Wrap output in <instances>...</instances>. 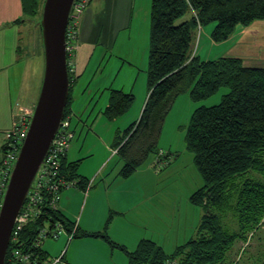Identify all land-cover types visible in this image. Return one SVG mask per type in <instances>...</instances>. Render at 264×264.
Instances as JSON below:
<instances>
[{"label":"trees","instance_id":"obj_1","mask_svg":"<svg viewBox=\"0 0 264 264\" xmlns=\"http://www.w3.org/2000/svg\"><path fill=\"white\" fill-rule=\"evenodd\" d=\"M44 2L24 0L25 12L40 16ZM187 14L190 16L185 18ZM257 19H264V0H152L149 94L139 120L122 133L117 130L113 143L123 162L117 175L128 178L158 156L164 123L180 94L190 88L191 98L200 101L222 87L229 89L218 104L196 108L187 126L186 146L193 152L204 180L191 195L192 203L204 211L199 236L175 254H166L150 240L140 241L129 251L105 231H83L75 236L104 238L126 252L129 264H165L169 258L180 264H231L227 259L236 244L247 243L245 251L256 233L264 231V67L245 65L242 58L234 56L205 60L194 51L200 27L215 22L212 39L223 42L238 25H249ZM69 77L65 116L70 113L75 80L70 73ZM134 101L132 92L112 89L105 117L113 120L122 116ZM166 156L169 160V153ZM79 165L80 160L63 159L62 169L84 189L88 181L79 174ZM46 217L61 221L69 231L74 227L58 211L49 210ZM37 227L31 224L21 234L27 245ZM258 241L264 244L263 237ZM12 248L11 243L6 264H11ZM178 254H182L180 259ZM39 255L47 259L43 249ZM257 260L264 264L263 252Z\"/></svg>","mask_w":264,"mask_h":264},{"label":"crops","instance_id":"obj_2","mask_svg":"<svg viewBox=\"0 0 264 264\" xmlns=\"http://www.w3.org/2000/svg\"><path fill=\"white\" fill-rule=\"evenodd\" d=\"M151 5L152 0H91L83 15L79 48L75 55L76 80L72 84L74 87L71 90L70 106V114L72 119L76 118L77 126L72 128L75 131V139L78 131L83 132L82 127L87 126L92 120L94 124L91 127L94 131L91 135L102 142L107 154L91 166L88 164L89 159L84 160L91 155L90 151L87 152L89 148L83 152L85 142L79 147L78 143L72 142L64 160L66 162L80 160L79 174L88 182L93 181V184L88 192L80 185L63 189L58 207V212L77 227L75 234L80 235L83 231H105L111 240L129 251L136 249L139 238H134L135 230L126 216L133 206L142 202L145 194L146 198L151 197L155 191L159 194V187L156 190V176L159 177L162 172H158V169L171 162L169 159L168 164L156 166L155 156L128 178L117 175L120 168L109 169L113 160L110 152L114 150L113 143L117 130L126 129L139 120L149 94L147 70ZM38 25V15H28L25 12L24 0H0V29L14 28L16 36L11 39L10 45H13L17 57L7 62L6 56L3 65L0 66L1 74L6 73L4 70L7 69L9 81V88L0 87V167L7 144V132L12 127L13 119L15 116L21 117L25 111L34 110L39 97L40 84L34 85L25 96L21 91L15 93L12 85L15 83L11 82L16 68L22 66L24 58L22 53L26 51L23 35L25 28L29 29L30 33L29 48L35 54L39 51ZM231 39L234 40V34L223 42H215L212 39L213 48ZM214 52V49L204 48L203 54L196 53L205 60L224 55L223 50L219 56H217L219 52L215 54ZM27 57L31 60L30 54L25 58ZM24 67L28 68L29 62L28 65L26 62ZM142 80V90H139ZM112 89L132 92L135 101L125 114L108 121L103 116ZM93 114H97L94 119ZM95 124L102 125V128L97 129L94 127ZM89 136L88 133L86 139ZM113 211L117 214L112 216L110 221V214ZM69 235V232L63 233L50 250L42 246L47 253V260L63 255L64 262L55 264H129L126 252L111 245L104 238L74 235L70 239Z\"/></svg>","mask_w":264,"mask_h":264},{"label":"rangeland","instance_id":"obj_3","mask_svg":"<svg viewBox=\"0 0 264 264\" xmlns=\"http://www.w3.org/2000/svg\"><path fill=\"white\" fill-rule=\"evenodd\" d=\"M42 13L43 8L40 16H38L39 51L35 54L29 48L28 38L30 33L29 29L25 28L23 35L26 51L22 53V57H24L21 63L22 66L16 68L15 74L11 78V82L15 83L12 84L14 92L18 93V91H21L22 95L25 96L37 83L38 85H42L44 77L45 49L40 25ZM189 16L190 14H187L185 18ZM215 24V22H211L199 28L194 43L195 52L203 54L204 48H211L215 50L214 54L219 52L217 55L219 56L223 50L225 56L242 58L245 65L264 67V19H257L245 26L238 25L233 33L234 40L231 39L225 44L219 43L218 46L213 48L214 42L211 38V32ZM15 29L17 30L18 28L15 27ZM15 36L16 33L12 27H5L3 30L0 29V66L3 65V59H6V56L7 62L17 58L13 45H10L11 39ZM29 54L31 60L28 59V57L25 58ZM24 59L26 61H24ZM26 62L27 65L29 62L28 68L24 67ZM4 71H6V73L1 74L0 72V87L7 86V88H9L7 69ZM75 76L76 72L72 74L73 79L76 80V78H74ZM142 86L143 80L140 83L139 90H142ZM73 87L74 85L72 89ZM228 91L229 89L227 87H222L210 97L200 101H194L190 96L189 88L186 92L177 97L164 123L158 146L160 150L166 152L165 155L169 153L168 157H170L171 161L170 164L164 165L162 168L158 169V172H162V175L159 177L156 176V190L157 187H159V194L155 191V193L148 198H146L145 194L142 198V202L133 206L128 216H126L135 230L136 237L134 238H139L137 244L142 240H150L157 248H161L166 254H175L176 251L184 246L191 238H197V236H199L198 227L204 211L200 206L192 203L191 195L195 190L203 186L204 180L200 170L195 164L193 152L186 146L185 137L187 126L196 108L203 105L211 106L218 104L222 96ZM96 115L93 114L92 119H94ZM106 120L112 121L108 118H106ZM75 121L76 118L74 117L72 119V126L76 125ZM92 124H94V122L90 120L87 126L82 127L84 128L83 132H81V130L78 131L73 141L74 143H78V147L85 142L83 152L89 148L87 152L90 151L91 155L84 160L89 159L88 164L91 166H93L94 163H98L107 154L102 142L92 137L91 132L94 131L91 127ZM94 127L101 129L102 125L95 124ZM90 128L92 129L89 131L88 129ZM123 130L124 128H122L120 132L122 133ZM86 132L90 134L87 139L86 136L88 133L86 134ZM110 155L113 160L111 161L109 169L118 170L123 163L120 156L115 154L114 151H111ZM115 214H117L115 211L111 212V218L109 217L110 221ZM258 237L264 238L263 230H259L256 233L255 238L251 240V243L245 251L243 250L244 247H246L244 246L245 244L243 242H238L235 251L231 257L227 259V263L261 264L262 261L259 262L257 259L262 252L264 253V244L259 243ZM56 242V239L53 237L47 239L43 244L44 249L50 250ZM176 257L180 259L182 254H178Z\"/></svg>","mask_w":264,"mask_h":264},{"label":"built area","instance_id":"obj_4","mask_svg":"<svg viewBox=\"0 0 264 264\" xmlns=\"http://www.w3.org/2000/svg\"><path fill=\"white\" fill-rule=\"evenodd\" d=\"M91 0H75L69 15L66 29L65 49L67 53V66L72 75L76 71L75 55L79 48L80 25L85 11ZM34 110L25 111L21 117L15 116L12 127L7 132L8 142L5 147L4 158L0 167V207L10 179L14 164L18 158L20 147L23 144L29 129V124ZM75 137L72 128V116L69 113L64 116L58 131L41 163L35 179L28 191L26 200L15 220L10 244H13L9 261L11 264H55L63 263V255L51 260H43L39 255L44 242L53 237L58 239L63 233L69 232L70 239L76 233L77 227L69 231L59 221L47 218L49 210L58 211L59 200L63 189L78 186L77 179H69L62 169L63 159L69 152ZM116 154L118 149L114 148ZM166 152L161 150L156 156L155 165L168 164ZM93 181L85 186V192L92 187ZM43 220L42 224H39ZM31 224H38L37 233L32 237L30 245L21 238V234ZM247 243L244 245L246 246ZM10 247V245H9ZM165 264H180L174 258L166 260Z\"/></svg>","mask_w":264,"mask_h":264},{"label":"water","instance_id":"obj_5","mask_svg":"<svg viewBox=\"0 0 264 264\" xmlns=\"http://www.w3.org/2000/svg\"><path fill=\"white\" fill-rule=\"evenodd\" d=\"M75 0H45L41 19L45 71L27 136L20 147L0 207V264H6L11 235L38 169L65 116L70 77L66 29Z\"/></svg>","mask_w":264,"mask_h":264}]
</instances>
